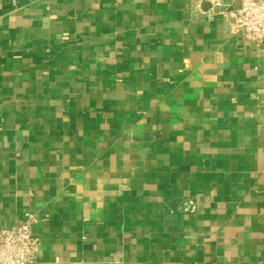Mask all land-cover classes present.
Segmentation results:
<instances>
[{
	"label": "crops",
	"instance_id": "obj_1",
	"mask_svg": "<svg viewBox=\"0 0 264 264\" xmlns=\"http://www.w3.org/2000/svg\"><path fill=\"white\" fill-rule=\"evenodd\" d=\"M237 0H0V228L35 264H264V48Z\"/></svg>",
	"mask_w": 264,
	"mask_h": 264
},
{
	"label": "built area",
	"instance_id": "obj_2",
	"mask_svg": "<svg viewBox=\"0 0 264 264\" xmlns=\"http://www.w3.org/2000/svg\"><path fill=\"white\" fill-rule=\"evenodd\" d=\"M231 30L264 48V0H237L223 9ZM264 121V117H263ZM29 214L23 222L0 228V264H35L42 248V238L33 230L36 222Z\"/></svg>",
	"mask_w": 264,
	"mask_h": 264
}]
</instances>
